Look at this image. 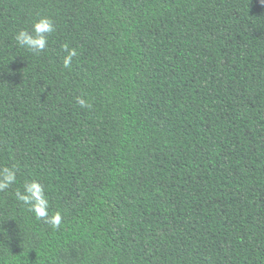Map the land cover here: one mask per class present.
I'll use <instances>...</instances> for the list:
<instances>
[{
	"label": "trees",
	"instance_id": "trees-1",
	"mask_svg": "<svg viewBox=\"0 0 264 264\" xmlns=\"http://www.w3.org/2000/svg\"><path fill=\"white\" fill-rule=\"evenodd\" d=\"M3 167L0 264H264V0H0Z\"/></svg>",
	"mask_w": 264,
	"mask_h": 264
},
{
	"label": "clouds",
	"instance_id": "clouds-1",
	"mask_svg": "<svg viewBox=\"0 0 264 264\" xmlns=\"http://www.w3.org/2000/svg\"><path fill=\"white\" fill-rule=\"evenodd\" d=\"M55 31L53 20L48 16H40L36 19L31 30H19L14 39L16 44L32 53L43 52L48 46V36ZM67 55L64 58L63 66L69 68L72 58L76 56L75 49L65 47ZM76 103L82 107H90V104L83 97H76ZM17 181V173L10 167L0 168V191L10 188ZM18 202L26 205L28 210L35 215L37 219H43L53 228H58L61 224V215L59 213L49 216V201L45 193L44 186L39 181H29L23 185V190H17L15 193Z\"/></svg>",
	"mask_w": 264,
	"mask_h": 264
}]
</instances>
